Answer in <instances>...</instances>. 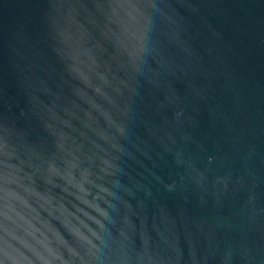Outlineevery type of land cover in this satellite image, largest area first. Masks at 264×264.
<instances>
[{
  "label": "water",
  "instance_id": "1",
  "mask_svg": "<svg viewBox=\"0 0 264 264\" xmlns=\"http://www.w3.org/2000/svg\"><path fill=\"white\" fill-rule=\"evenodd\" d=\"M0 264H264V0H0Z\"/></svg>",
  "mask_w": 264,
  "mask_h": 264
}]
</instances>
